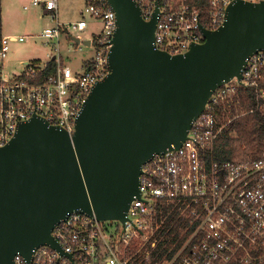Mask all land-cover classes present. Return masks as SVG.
I'll list each match as a JSON object with an SVG mask.
<instances>
[{
    "label": "built area",
    "instance_id": "1",
    "mask_svg": "<svg viewBox=\"0 0 264 264\" xmlns=\"http://www.w3.org/2000/svg\"><path fill=\"white\" fill-rule=\"evenodd\" d=\"M136 1L144 18L151 19L156 0ZM232 1L209 0L204 23L196 4L159 0L156 44L170 54L188 51L193 42L205 40L199 22L218 28ZM58 2L31 1L44 13L50 12L53 23L40 37L56 50L45 60L22 61L20 72L1 75L0 144L7 143L19 123L34 114L73 133L87 94L110 71L107 56L117 23L109 0H84L82 17L67 22L59 20ZM95 22L99 26L86 36L85 30ZM67 36L71 46L94 48L79 65L72 66L59 52L60 41ZM23 38L3 35L0 60L10 51V42ZM51 59L56 61L52 69ZM243 73L241 82L235 77L213 91L178 148L155 154L142 164L141 196L131 201L125 223L72 211L55 225L52 235L73 258L44 244L35 248L32 264H264V149L257 157L207 159V151L226 125L216 106L230 101L239 86L255 88L264 113V50L251 54ZM174 212L177 220L185 219L180 236L187 234V238L173 252L181 238L177 239L158 258L156 249L164 239L161 226ZM14 259L15 264H28L21 253Z\"/></svg>",
    "mask_w": 264,
    "mask_h": 264
},
{
    "label": "water",
    "instance_id": "2",
    "mask_svg": "<svg viewBox=\"0 0 264 264\" xmlns=\"http://www.w3.org/2000/svg\"><path fill=\"white\" fill-rule=\"evenodd\" d=\"M109 3L110 71L87 94L73 133L34 114L0 144V264L18 253L32 264L44 244L67 254L52 231L72 211L125 223L142 164L178 148L213 91L241 82L248 58L264 50V0H233L222 25L200 21L205 40L175 54L154 39L159 0L151 19L136 0Z\"/></svg>",
    "mask_w": 264,
    "mask_h": 264
},
{
    "label": "trees",
    "instance_id": "3",
    "mask_svg": "<svg viewBox=\"0 0 264 264\" xmlns=\"http://www.w3.org/2000/svg\"><path fill=\"white\" fill-rule=\"evenodd\" d=\"M200 8L201 21L206 23L204 16L207 14L210 3L209 0H188ZM3 8L0 0V49L3 36L2 26ZM50 68L56 65L55 59L50 60ZM3 62L0 60V77L3 70ZM261 99L254 87L239 86L230 101H226L216 106L217 115L226 125L222 133L216 138L212 150L207 151V159L210 160H232L235 158H246L250 155L257 157L264 149V113L260 108ZM166 208V206H163ZM177 213H173L165 221L160 229L164 234V239L158 243V258L177 240L178 245L173 252L177 250L187 234L181 235L184 218L177 220ZM180 228V230H179ZM172 252V253H173Z\"/></svg>",
    "mask_w": 264,
    "mask_h": 264
},
{
    "label": "rangeland",
    "instance_id": "4",
    "mask_svg": "<svg viewBox=\"0 0 264 264\" xmlns=\"http://www.w3.org/2000/svg\"><path fill=\"white\" fill-rule=\"evenodd\" d=\"M32 0H2L3 21L2 26L4 34H17L25 38L10 42V51L4 58L3 62V75H10L15 72H20L23 68L21 61L36 59H48L47 54L55 53L56 46H50L42 42L40 37L43 29L49 27L53 21L49 13H44L43 9L34 6ZM59 20L61 22L79 20L84 11V0H59ZM24 5H31L30 9L24 8ZM99 26L97 22L85 30L87 36L91 29ZM70 37H63L60 41L59 52L63 58L73 64L79 65L83 59L91 54L94 50L93 47H83L80 49L77 45H72ZM53 52V53H52Z\"/></svg>",
    "mask_w": 264,
    "mask_h": 264
},
{
    "label": "crops",
    "instance_id": "5",
    "mask_svg": "<svg viewBox=\"0 0 264 264\" xmlns=\"http://www.w3.org/2000/svg\"><path fill=\"white\" fill-rule=\"evenodd\" d=\"M31 4V3H30ZM84 4V3H83ZM25 6V5H24ZM59 7V6H58ZM3 8V7H2ZM3 11H4V8H3ZM47 13H49V12H47ZM2 21H3V19H2ZM4 29V28H3ZM44 30V29H43ZM42 33V32H41ZM3 35H6V34H4V30H3ZM14 35H17V34H10L9 36H14ZM49 55H50V53H48L47 54V57H49ZM36 59H39V60H44V59H42V58H39V57H36ZM22 62V61H21Z\"/></svg>",
    "mask_w": 264,
    "mask_h": 264
}]
</instances>
